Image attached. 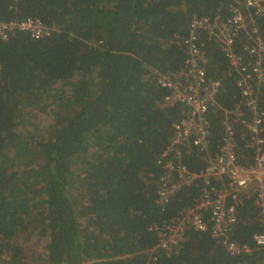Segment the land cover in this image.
Here are the masks:
<instances>
[{
    "label": "trees",
    "instance_id": "1",
    "mask_svg": "<svg viewBox=\"0 0 264 264\" xmlns=\"http://www.w3.org/2000/svg\"><path fill=\"white\" fill-rule=\"evenodd\" d=\"M240 0H0V21L36 18L55 31L0 42V264H257L262 232L253 198L241 197L230 238L251 254L230 256L209 232L188 230L180 248H158L155 225L193 206L203 184L157 202L162 155L181 105H165L158 75L184 64L193 17L229 19ZM256 25L264 40V17ZM209 77L222 81L210 108L213 153L224 111L240 100L218 45L201 34ZM237 53H243L241 46ZM61 88H63L61 90ZM35 110L38 122L23 119ZM43 122L44 135L33 131ZM242 129L237 127L236 133ZM242 163L252 153L238 139ZM191 171L203 155L179 147ZM80 173L83 203L71 191ZM78 176V175H77ZM18 239V241L16 240Z\"/></svg>",
    "mask_w": 264,
    "mask_h": 264
},
{
    "label": "built area",
    "instance_id": "2",
    "mask_svg": "<svg viewBox=\"0 0 264 264\" xmlns=\"http://www.w3.org/2000/svg\"><path fill=\"white\" fill-rule=\"evenodd\" d=\"M17 1V0H14ZM243 8H233L225 21L219 17H193L188 36L183 40V67L176 72L158 75L157 85L168 93L165 105H181L180 119L173 125V136L162 155H175L164 164L159 179L157 202L164 207L181 189L201 181L203 188L193 206L152 231L157 247L167 254L178 250L188 230L209 232L230 256L251 254L252 249L230 238L236 225V207L241 197L253 198L259 210L262 232L253 236L255 251L263 252L257 264H264V40L257 28V19L264 17V0H240ZM55 29L36 18L0 21V42H7L17 33H25L33 40L49 37ZM215 42L229 63L240 100L232 111H224L219 142L210 152L211 132L207 113L216 105L222 81L209 77L208 63L201 34ZM243 53H237V45ZM242 129L236 133V128ZM238 139L252 153L251 161L242 163L238 153ZM196 149L203 155L205 165L198 172L182 162L179 147ZM238 264H249L247 262Z\"/></svg>",
    "mask_w": 264,
    "mask_h": 264
},
{
    "label": "rangeland",
    "instance_id": "3",
    "mask_svg": "<svg viewBox=\"0 0 264 264\" xmlns=\"http://www.w3.org/2000/svg\"><path fill=\"white\" fill-rule=\"evenodd\" d=\"M62 89L63 88H61V90ZM35 115H36V111L35 110L25 111L23 119H21V120L30 119L32 122H36L37 123L38 120L35 118ZM47 127H48L47 123L41 122L38 125V129L36 127L33 131L37 132L40 135H44V133L47 132V135H49V132L46 131ZM75 174H76V184L74 185V189H73V191H71V194H72V196L74 198V202L76 204V207H79L83 203V198L81 197V194H80L81 190L79 189V186H80L79 179L80 178H78V177L80 176V173L76 172ZM16 240L18 241V239H16Z\"/></svg>",
    "mask_w": 264,
    "mask_h": 264
}]
</instances>
